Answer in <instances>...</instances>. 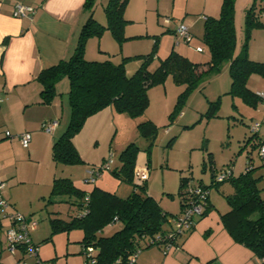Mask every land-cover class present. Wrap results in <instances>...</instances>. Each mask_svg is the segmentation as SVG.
Instances as JSON below:
<instances>
[{"label": "rangeland", "instance_id": "rangeland-1", "mask_svg": "<svg viewBox=\"0 0 264 264\" xmlns=\"http://www.w3.org/2000/svg\"><path fill=\"white\" fill-rule=\"evenodd\" d=\"M101 2L103 7L96 0L92 17L105 24L104 6L108 0ZM221 2L222 0H129L123 14L126 19L122 27L123 41L119 43L108 30L97 38H89L86 45L91 49L92 55L88 60L110 59L114 63L124 61L127 75H131L149 53L153 54L147 62L149 70H154L160 60L172 50L191 62L203 64L210 59L209 50L201 37L203 18L205 15L218 16ZM258 2L259 0L234 2L235 52H239L245 44L249 59L264 62V20L255 18L259 14ZM251 7L255 14L253 13L254 20L248 27L246 14ZM166 18L170 21L166 22ZM178 23H184L188 27L191 33L188 42L175 35L174 29ZM63 79L68 87V79ZM246 85L254 93L264 92V76L252 73ZM230 86L228 63L225 62L218 72L208 75L191 90H186L185 84L175 83L171 76L163 83L149 87V103L142 114L130 116L124 112H116L115 125L111 131L99 138V142H92L87 151L92 161L87 163V169L81 168L82 162L72 165L53 163L51 153L48 156L39 153L42 157L39 163L25 159L14 162L15 168L11 170H16L20 181L12 176L5 178L6 187L3 192L7 193L3 196L5 198L11 192L17 201L13 199V205L9 204L7 212L17 211L37 221L36 229L30 231V236L38 246L39 262L33 260L32 263H85L82 230L75 227L68 232L52 233L49 227L50 219L61 218L68 222L79 212L75 196L50 197L52 179L49 178V170L56 172L57 177H66L69 176L70 169H73L76 176L72 181L78 188L90 191L93 186H98L121 197L128 196L133 189L140 191L141 185L145 186L146 194L154 198L167 213L163 228L169 226L167 221L172 216L180 213L183 196L179 192L181 179L190 184L204 185L219 200L225 199L224 195L233 193L232 182L226 179L212 184V170L219 172L231 168L233 175L237 176L244 172L247 160L251 158L254 167L252 174L258 177L257 186L261 197L264 196V160L259 157L258 148L252 142H246L254 133L264 137V103L259 98L256 104H252L239 95L232 96L228 93ZM215 101H218L217 108L210 114V104ZM146 120L155 127L154 133L140 132L138 124ZM256 122L260 127L254 132L252 125ZM131 143L139 149L137 157L143 151L146 154L148 175L145 180L134 173L131 180H128L121 169L120 155ZM21 147L20 145V149ZM108 158L112 160L110 169L101 171L94 183L85 182L87 171ZM4 222L10 223V220L5 219ZM121 225L120 222L113 223L104 227L99 234L111 235ZM0 238L2 263L14 264L20 253H10L5 234L0 235Z\"/></svg>", "mask_w": 264, "mask_h": 264}, {"label": "trees", "instance_id": "trees-1", "mask_svg": "<svg viewBox=\"0 0 264 264\" xmlns=\"http://www.w3.org/2000/svg\"><path fill=\"white\" fill-rule=\"evenodd\" d=\"M128 1L108 0L104 6L106 23L101 24L92 17L95 0H85L83 9L87 11L88 16L79 30L73 53L49 67H43L37 76L41 84V89L38 91L40 104L50 103L56 96V83L63 77L68 79L69 118L65 129L54 140L52 146L51 157L55 163L72 165L82 162L71 139L91 114L112 106L116 112L139 116L148 106L149 87L163 83L168 76H171L175 83L185 84L186 90H191L202 83L208 75L218 72L222 64L227 62L231 79L228 93L232 96L239 95L252 104H256L258 98L259 101L261 100L257 93L247 87L246 83L252 73L264 76V62L249 59L245 44L239 52H235L236 30L233 23L235 0H222L218 16H204L201 37L209 50L210 59L203 64L191 62L187 57L172 50L160 60L154 70H149L147 62L153 56L149 53L143 57L139 67L131 75H127L124 61L114 63L110 59L102 61L86 59L84 53L89 38H97L108 30L119 43L123 41L122 27L126 22L123 14ZM260 5L261 0L258 2L259 9ZM253 13L255 14L253 7L249 8L246 14L248 27L254 20ZM255 18H258V15H255ZM125 59L126 57L123 58ZM217 104L218 101L211 103L208 113H213ZM138 125L142 134L148 131L154 133L155 127L149 120ZM246 142H252V145L259 148L260 144L264 143V137L254 133ZM138 152L137 146L131 143L120 155L121 169L128 180H131L133 176L134 161ZM250 159L247 160L244 172L234 176L232 171L229 180L232 182L234 191L232 194L225 195L230 208L221 217L226 230L234 240L250 248L253 255L260 260L261 264H264V196L261 197L257 186L258 177L252 174L254 167ZM215 174L216 172L212 170V184L216 183ZM184 181V179L180 181L179 192H182ZM49 190L50 197L75 196L74 201L79 212L84 209L83 200L88 195L87 212L84 216L80 217L77 214L68 222L61 218H52L49 227L52 233L68 232L75 227L81 229L82 246L92 244L97 249V264H112L118 258L121 264H125L128 253L138 248H145L144 242L155 235L162 236L163 249L169 243L168 241L177 243L178 237L174 240L171 238L164 240L168 238L167 233L172 232L174 228L163 229L162 225L163 221L167 220V213L154 198L146 194L143 185L140 191L133 189L128 196L121 197L98 186H93L90 191H86L74 185L71 178L56 176ZM181 204L182 199L180 207ZM114 216L122 224L121 227L111 235H100L99 232ZM5 219L7 218L2 216L0 210V235H6V228L10 224L5 223ZM46 262L43 261L42 264H47ZM0 264H3L1 253Z\"/></svg>", "mask_w": 264, "mask_h": 264}, {"label": "crops", "instance_id": "crops-1", "mask_svg": "<svg viewBox=\"0 0 264 264\" xmlns=\"http://www.w3.org/2000/svg\"><path fill=\"white\" fill-rule=\"evenodd\" d=\"M84 1L0 0V179L9 176L19 179L16 170H11L15 168L13 163L22 159L39 163L42 158L39 153L48 156L54 140L65 129L64 125L66 127L69 105L68 87L63 83L65 77L56 83L53 100L40 104L41 84L37 76L43 67L73 53L79 30L88 15L83 9ZM18 2L35 7L32 18H18L12 14V7ZM84 54L86 59L92 55L88 45ZM116 114L112 106L91 114L71 139L82 158V169H87V163L92 161L87 152L92 142H99V138L111 131ZM47 120L57 121L52 132L41 129ZM3 130H8L11 137L6 138ZM24 131L31 134L27 147L19 142V135ZM145 160L143 151L134 161V174L136 164L141 165ZM69 172L66 177L75 179L74 170ZM48 175L53 180L56 172L49 170ZM207 196L208 209L190 231L178 236V247L164 251L159 245L146 246L139 251L135 264H261L250 248L234 240L226 230L221 217L230 208L226 198L219 200L211 191ZM5 199L10 205L17 202L11 192ZM171 227L169 224L163 229Z\"/></svg>", "mask_w": 264, "mask_h": 264}, {"label": "built area", "instance_id": "built-area-1", "mask_svg": "<svg viewBox=\"0 0 264 264\" xmlns=\"http://www.w3.org/2000/svg\"><path fill=\"white\" fill-rule=\"evenodd\" d=\"M259 14L258 17L262 20H264V0H261ZM12 14L15 17L18 18H32L33 13L35 12V7L33 5H27L23 3H16L14 7H12ZM166 22H169L170 19L166 18ZM175 35L183 39L184 41L188 42L191 38V33L189 32V29L184 23H178L176 25V28L174 29ZM257 95L260 97V101L264 103V92H258ZM1 100V99H0ZM42 128L46 132H52L57 126L56 120H47L42 123ZM259 123L256 122L254 125H252V130L254 132H257L259 129ZM3 134L6 138L11 137V134L8 130H3ZM19 142L23 147H27L29 145V141L31 140V134L28 131H24L19 135ZM258 155L259 157L264 160V143H261L258 148ZM112 160L111 158L105 159L102 163H100L98 166L91 167L87 171V175L84 177V181L87 183H94L96 180V177L100 175L101 171L104 169H110ZM147 166L146 163L143 164H136V174L141 180H145L147 178ZM232 175L231 168L223 169L219 172H216L215 174V181L216 182H222L226 179H229V177ZM5 187V181L0 179V210L2 213V216L4 218H7L10 220V224L6 228V237H7V249L10 250V253H20L18 260L14 264H33V260H36L39 262L38 258V246L35 245L30 236V231L36 229L35 226H37V221H33L30 218H27L26 216L22 215L20 212H7L6 209L9 206L8 201L3 197L2 191ZM184 188V191H183ZM208 189L201 185V184H190L187 181H184L182 186V204H181V210L180 213L177 215L172 216V218L167 221L169 222L174 230L172 232L167 233L168 238H164V240L167 239H173L175 237H178V235H183L186 232L190 231L197 219L201 217L206 207L209 204L208 200ZM88 195L84 197V209L78 213V216H84L87 212V201ZM118 218L116 216L113 217V219L107 223L108 226L113 225V223H117ZM167 243L164 251L178 247L177 243L170 242ZM144 246H150V245H163V238L161 235H155L149 239H147L146 242L143 244ZM92 244H86L83 246V253L85 254V263L84 264H97V257L96 252L97 249ZM142 248H138L134 252L128 253L126 256L125 264H135L136 257L139 253V251ZM25 256L27 258L25 259ZM29 258V259H28ZM112 264H121L120 258L114 260Z\"/></svg>", "mask_w": 264, "mask_h": 264}]
</instances>
